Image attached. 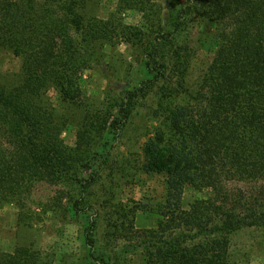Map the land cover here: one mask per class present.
Masks as SVG:
<instances>
[{
  "label": "trees",
  "instance_id": "16d2710c",
  "mask_svg": "<svg viewBox=\"0 0 264 264\" xmlns=\"http://www.w3.org/2000/svg\"><path fill=\"white\" fill-rule=\"evenodd\" d=\"M84 10L85 0H0V46L21 60L19 83L0 86V200L21 208L31 193V166L50 182L69 179L73 167L48 142L56 114L47 92L74 104L95 46L128 34L118 20L88 19ZM204 15L218 28L212 61L196 91L184 90L187 102L170 112L143 148L145 169L167 177L157 212L164 228L136 232L146 264H242L229 258V236L264 228V0H215ZM173 37L154 36L152 57L159 58L158 46ZM154 65V79L127 91L111 122L97 126L86 116V132L107 126L118 132L136 99L164 75L162 64ZM184 186L210 193L205 212L181 208ZM92 231L91 222L84 234L91 255ZM30 257L17 249L0 254V264Z\"/></svg>",
  "mask_w": 264,
  "mask_h": 264
},
{
  "label": "rangeland",
  "instance_id": "374dc122",
  "mask_svg": "<svg viewBox=\"0 0 264 264\" xmlns=\"http://www.w3.org/2000/svg\"><path fill=\"white\" fill-rule=\"evenodd\" d=\"M214 1L85 0V18L118 20L128 34L95 46L74 104L64 103L54 90L47 92L56 114L48 142L73 165L70 178L50 182L31 166V193L24 207L0 200V254L27 250L31 257L15 264H146L136 232L164 228L157 212L165 201L167 177L145 169L143 148L170 112L187 102L184 90L196 91L212 61L218 28L204 14ZM162 32L174 37L160 43L155 59L149 52L154 36ZM156 63L164 75L136 99L118 132L108 126L101 133L90 127L86 132V116L97 126L111 122L125 93L154 79ZM20 79V58L0 46V86H15ZM181 193L183 210L206 211L208 191L184 186ZM91 222L92 255L84 241ZM229 258L264 264V228H244L229 236Z\"/></svg>",
  "mask_w": 264,
  "mask_h": 264
}]
</instances>
